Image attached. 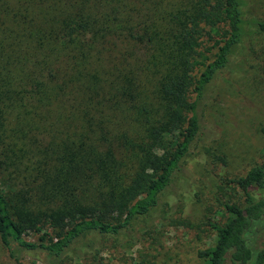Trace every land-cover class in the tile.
Instances as JSON below:
<instances>
[{"label":"trees","instance_id":"1","mask_svg":"<svg viewBox=\"0 0 264 264\" xmlns=\"http://www.w3.org/2000/svg\"><path fill=\"white\" fill-rule=\"evenodd\" d=\"M139 2L0 0V242L16 264L13 244L60 259L149 216L202 135L191 94L264 31L243 0L180 1L167 28ZM226 182L244 202L224 205L197 257L264 264L247 242L264 221V164Z\"/></svg>","mask_w":264,"mask_h":264},{"label":"rangeland","instance_id":"2","mask_svg":"<svg viewBox=\"0 0 264 264\" xmlns=\"http://www.w3.org/2000/svg\"><path fill=\"white\" fill-rule=\"evenodd\" d=\"M180 1L147 0L142 9L144 15L153 9L156 21L167 28ZM243 1L245 19L264 23V0ZM190 97L198 101L202 135L149 216L116 236L92 233L79 238L60 259L13 244L20 263L203 264L197 252L214 245L212 225H224L229 216L224 205L244 202L241 190L226 179L264 164V31L246 37L203 95ZM25 238L37 241L33 234ZM247 242L253 252L264 247V221L250 229ZM0 264H16L1 242Z\"/></svg>","mask_w":264,"mask_h":264}]
</instances>
